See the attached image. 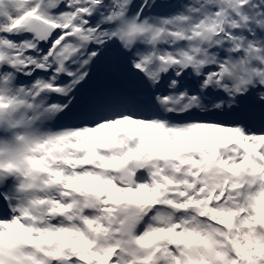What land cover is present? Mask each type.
Listing matches in <instances>:
<instances>
[{
	"label": "snow or ice",
	"instance_id": "6c2138e0",
	"mask_svg": "<svg viewBox=\"0 0 264 264\" xmlns=\"http://www.w3.org/2000/svg\"><path fill=\"white\" fill-rule=\"evenodd\" d=\"M0 264H264V0H0Z\"/></svg>",
	"mask_w": 264,
	"mask_h": 264
}]
</instances>
